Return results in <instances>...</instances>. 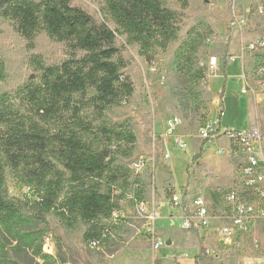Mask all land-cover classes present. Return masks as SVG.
<instances>
[{"label": "trees", "instance_id": "16d2710c", "mask_svg": "<svg viewBox=\"0 0 264 264\" xmlns=\"http://www.w3.org/2000/svg\"><path fill=\"white\" fill-rule=\"evenodd\" d=\"M169 1L97 0L98 14L73 0H0V20L21 38L34 42L44 35L66 49L53 64L36 55L33 77L12 92L0 91V264H21L7 256L9 249L26 255L28 264H75L61 250L56 257L43 252L45 231L32 227H46L50 214L67 230L82 232L88 247L95 244L109 255L121 249L129 231L122 205L128 201L137 210L149 201L154 185L153 174L147 181L142 175L147 169L134 168V124L107 118L113 107L137 99L128 74L137 61L130 50L151 68L158 50L179 43L172 66L187 79L185 102L203 109L202 120L208 119L203 101L209 97L208 69L199 56L218 35L203 24L183 37L184 14ZM256 60L264 67V56ZM6 78L0 60V82ZM212 136L219 140L225 134L219 127ZM210 140H203L193 165ZM9 178L32 191L34 199L11 198ZM173 194L174 189L169 199Z\"/></svg>", "mask_w": 264, "mask_h": 264}, {"label": "rangeland", "instance_id": "374dc122", "mask_svg": "<svg viewBox=\"0 0 264 264\" xmlns=\"http://www.w3.org/2000/svg\"><path fill=\"white\" fill-rule=\"evenodd\" d=\"M182 1L187 2L186 7L183 6ZM73 4L87 9L90 13H100L97 0H73ZM169 5L173 10L184 14L183 37L187 31L203 24L210 25L217 33L218 38L208 48L201 49L200 63L207 61L214 43L221 41L227 45L228 39L232 43L237 39L245 57L248 88L253 93L264 96V67H260L256 60L259 55L264 56V11L259 12L260 8L264 10V0H170ZM178 44L171 45L167 51L158 50L151 68L141 63L135 51L130 50L137 61L128 71L136 85L137 99L129 104L115 106L107 112V118L111 122L129 120L135 126L138 143L133 160L146 164L147 171L142 174L145 180L150 181L153 174L154 185L149 188L150 199L146 204L149 206L154 204L159 208L156 229L163 255L169 254L171 249L165 237L171 227L168 218L172 209L168 196L170 190L174 189V193L180 197L186 190H192V197L202 191L201 187L195 186L189 172L190 167L193 166V157L204 140L199 137V132L204 130L207 121L202 120L205 112L203 109L196 111L193 103L185 102L187 79L172 66ZM65 54L66 49L63 45L46 36L41 35L34 42L26 41L9 23L0 20V60L4 62L7 70L6 80L0 82V91L12 92L30 80L34 74L33 59L36 55L46 64H53L61 61ZM204 91L209 94V97L204 96L203 101L210 113L213 100L207 85ZM213 110L212 108L209 120L215 119ZM175 119H179V124H174L171 128L170 124L174 123ZM208 124L212 125V128L215 127L213 122ZM205 131L210 130L205 129ZM261 135L264 141L262 130ZM177 137L185 138L187 144L185 150L176 148ZM210 142L213 151L226 148L225 155H217V158L228 156L227 140L211 139L205 146V151ZM167 153L170 159H165ZM233 161L238 165V159L235 158ZM239 170L238 166L236 177L239 175ZM7 187L11 198L20 201L34 199L32 191L16 184L12 178L8 179ZM121 212L129 231L123 234L121 249L114 255H109L104 248L88 247L83 244L82 232L67 230L53 214L47 216L46 227L34 225L32 228L34 231H45L43 252L47 255L56 257L58 250H61L62 254L75 264H132L133 252L149 250L151 245L145 233V220L139 217L136 208L131 207L126 201L122 205ZM176 227H178L177 223ZM188 248L195 251L192 246ZM7 256L21 264H28L26 255H19L11 249L8 250ZM151 261V256L145 255L142 261L138 260L135 264H149Z\"/></svg>", "mask_w": 264, "mask_h": 264}, {"label": "built area", "instance_id": "2783aa9c", "mask_svg": "<svg viewBox=\"0 0 264 264\" xmlns=\"http://www.w3.org/2000/svg\"><path fill=\"white\" fill-rule=\"evenodd\" d=\"M212 6V4H211ZM260 8L259 12L263 13ZM211 42L208 43V46ZM219 60L209 56L207 62L201 63L210 73L216 72ZM247 90H243L245 94ZM179 124L175 119L170 124ZM216 131V130H214ZM214 131H200L199 137L211 139ZM225 139L230 143L228 155L235 162L232 186L222 193L220 204L212 202L208 196L198 192L191 199L186 192L180 197L173 194L171 206L181 213V228L184 231L212 235V245H204L200 255L209 264H264V141L259 129L246 132L224 131ZM175 146L185 149V138L177 137ZM225 153V151H223ZM170 155L167 153L165 159ZM239 166V175L237 167ZM136 171L146 170L144 162L134 164ZM28 190V189H27ZM139 217L145 220V233L153 252L160 249V237L156 229L159 208L142 203L138 206ZM117 216V215H115ZM202 237V238H203ZM203 238V239H204ZM92 247H96L95 244Z\"/></svg>", "mask_w": 264, "mask_h": 264}, {"label": "crops", "instance_id": "0c3cea01", "mask_svg": "<svg viewBox=\"0 0 264 264\" xmlns=\"http://www.w3.org/2000/svg\"><path fill=\"white\" fill-rule=\"evenodd\" d=\"M230 42L231 40L227 45L221 41L214 43L209 51L210 56L217 57L219 60L216 72L210 73L207 79L215 119L209 120L208 118L203 131L205 129L214 131L220 127L221 132L227 130L246 132L256 128L264 132V96H259L248 88L245 57L240 49L239 41L234 39L233 43ZM224 85L225 89H223ZM247 88L249 90L243 94L242 91ZM221 94L223 95L222 101L219 97ZM208 122H213L215 127L212 128L213 126ZM224 140L226 141L225 138H221L217 141ZM211 145L212 142L208 144L199 163L190 167L189 175L193 178L195 186L202 188L199 192L208 196L212 202L220 204L223 200L222 193L232 186L236 167L230 155L217 158V155H225L223 151L226 148L213 151ZM185 192L186 197L191 199L192 190ZM170 208L174 209L172 206ZM172 209L168 217L171 227L165 234L168 240L167 245L171 248L169 254L163 255L161 249L155 252L152 249L138 250V252L136 250L132 254L131 262H134L132 264L138 260L142 261L145 255L151 256L152 261L149 264H204L200 253L204 245H212V235L204 238L200 233L184 231L181 228L180 211L176 212ZM191 246L195 251L189 250L188 247Z\"/></svg>", "mask_w": 264, "mask_h": 264}]
</instances>
